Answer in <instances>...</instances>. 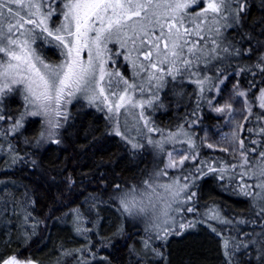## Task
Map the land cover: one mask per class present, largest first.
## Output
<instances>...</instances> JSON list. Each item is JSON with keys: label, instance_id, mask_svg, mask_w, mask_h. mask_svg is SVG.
Here are the masks:
<instances>
[{"label": "snow or ice", "instance_id": "snow-or-ice-1", "mask_svg": "<svg viewBox=\"0 0 264 264\" xmlns=\"http://www.w3.org/2000/svg\"><path fill=\"white\" fill-rule=\"evenodd\" d=\"M55 3L56 0H47L48 10L43 12L45 0L39 2L38 0H27V2L0 0V54H3L0 56V97L13 91V85H20L28 109L26 113L21 114L20 120L13 122V130L21 126L24 115L46 117L49 127H58L55 118L64 115L63 106L77 93L84 95L89 103L97 101L104 103L107 107V119L115 120L118 124L121 116H136L131 109H143L145 105L151 107L154 101L159 100L158 93L163 87L165 75L172 77L173 80L180 77L181 81L186 76L190 82L196 83L203 93L209 80L202 74L198 65L207 64L216 58L219 52L229 55L233 52L237 55L242 54L241 50L234 49L231 45L225 46L223 39L218 37L221 36V27H233L241 22V13L245 11L246 0H207V7L202 12H197L195 16H191L186 10L197 4L198 0H67L64 3L66 11L63 12L66 22L53 30L47 26L46 21L54 14L55 9L52 5ZM5 24H7L6 30ZM27 25L34 27H26ZM36 28H39L41 33H47L48 37L58 41L59 45L67 50L64 53L63 63L55 66L45 63L32 49L31 44L36 39L32 34ZM110 43L118 44L123 51L109 48ZM85 49L88 56L87 59H82L80 54ZM5 56L8 58L7 61L3 59ZM118 56H123L131 64L137 76L142 72L146 74L149 88L155 87L150 97L134 99L132 93L137 90L141 96H144V84L129 83L119 71L108 70L106 65L109 57L113 64H116ZM255 67L264 78V55L259 57ZM256 74V71H253V75ZM117 77L118 79H115ZM144 79L145 77H141V80ZM217 81L223 84V79L219 76ZM120 84L125 87L119 88ZM238 84L239 82L234 85L235 94L245 97L246 93L239 90ZM256 86L255 80L249 82L250 88ZM212 87L217 85L212 84L207 90L211 91ZM223 90L217 87L218 93H222ZM205 98L209 107L218 114L233 110L229 102L217 106L213 103L212 97L201 96V99ZM260 100V107L264 108V88L260 89ZM245 104L247 111L251 113V107L247 102ZM159 106L162 107V103ZM243 118L247 119L246 116ZM6 119L11 117L0 113V121ZM139 121H143L148 133L159 132L163 135L162 130L152 126L144 111H140L137 123ZM191 123L195 124L196 121ZM240 127L243 126L238 125V128ZM261 131L264 132V129ZM137 132L142 138L144 137V133L139 128ZM114 134L124 138L119 126L114 128ZM133 139L129 137L130 142ZM237 139L240 140L241 160L232 167L243 169L240 173L241 178L247 176L249 180H253L251 184L245 182L242 186H238V190L252 199V207L255 209L252 219H241L239 223L252 227L250 231H240L239 235L229 237H223L222 232L213 225L209 224V227L223 239V249L228 264H235L234 258L237 252H242L247 257L248 264H251L253 256L256 264H264V152H259L262 158L249 167V149L245 146V140L233 134L230 140L226 139L225 142L233 143ZM169 141L186 143L191 151L174 148L168 152V162L164 168L157 170L144 181L145 188L140 191L143 199H137L135 188L119 197L123 211L133 215L137 210L141 214L145 212L144 201L151 203L152 208L155 209L153 195H156L157 201L164 199L160 217L168 227L157 233V238L161 240H166L169 235H179L195 226L192 221L177 222L176 216L182 212L194 211L192 206L184 207L196 196V192L189 190L190 185L196 179L217 172V168L198 160L195 155L197 150L194 147L193 135L182 128L180 131L170 132L165 141L148 138V144L158 153L164 151L163 144ZM251 143L255 144L257 141L252 140ZM141 146V142L132 143L133 148ZM207 146L218 147L213 143H208ZM221 150L238 151L234 147ZM186 161L194 162L191 168H187L189 176L185 179L189 181L188 183L181 184L176 180H172L171 183L159 182L160 178L167 174V169L186 168ZM224 171L219 169L221 180L224 179ZM157 188L163 189L170 199L157 193ZM170 214L175 215L170 216ZM208 219L224 224L234 223L222 219L215 210H212ZM170 220L176 225L175 231L169 224ZM0 264H18V261L15 257H11L0 261Z\"/></svg>", "mask_w": 264, "mask_h": 264}, {"label": "trees", "instance_id": "trees-1", "mask_svg": "<svg viewBox=\"0 0 264 264\" xmlns=\"http://www.w3.org/2000/svg\"><path fill=\"white\" fill-rule=\"evenodd\" d=\"M241 16L238 26L228 31L227 39L234 49L241 50L242 54H233L244 68L245 64L252 62L257 65L264 53V0H246ZM54 53L47 51L45 55L54 60ZM253 71L257 72L255 76ZM245 72L241 75V82L255 80L257 86L250 88L254 92L264 88V78L258 69H250L248 74ZM176 81L182 84L176 85ZM194 96L188 80L182 82L180 77L168 80L161 92L163 109L156 114L155 124L165 129L182 122L185 124L192 109L203 117L204 122L211 124V116L202 112L203 107L196 103ZM14 104V111H5L6 117L15 118L14 115L19 113V100L13 98L11 105ZM79 106H71L59 145L39 150L33 147L32 132L38 129L35 120L27 121L16 136L6 139L9 151L4 147V161L0 160V222L6 226L13 242L0 250V261L16 256L43 264L48 252L52 254L66 247L70 251L78 248L81 256L88 258L83 253H88L90 248L81 252L79 240L89 243L93 240L94 264H228L225 252L222 257L216 244V238L221 236L217 237L209 227L214 224L205 223L203 219L195 218V226L184 230L180 239L173 235L175 238H170L166 244H150L152 250L149 249L154 252L152 257L139 250L137 238L142 235L132 233L126 225L117 210L115 197L120 190L144 182L156 166H151L153 161L149 154L133 151L113 136L106 121L98 114L86 108L80 110ZM202 162L206 160L203 158ZM181 174L189 173L183 171ZM220 175L217 168V172L196 180L195 187L190 189L196 192L192 200L194 210L202 214L215 210L222 219L233 222L252 219L255 209L250 197L224 190V179L221 180ZM231 182L227 181V184L233 185L235 181ZM90 211L94 212L84 215ZM74 213L82 216L78 220L75 218L78 222L73 226H62ZM193 214L188 215L189 221H192ZM79 222L83 225L77 228ZM104 222L108 224L104 225ZM226 226L228 230L234 226L238 234L250 231L252 227L242 223L240 227L235 223L214 227L225 237ZM59 227L61 231L56 230ZM230 234H233L231 230ZM96 260L102 261L96 263ZM234 260L235 264H248L242 252H237ZM91 261L84 264H93ZM251 264H256L255 256Z\"/></svg>", "mask_w": 264, "mask_h": 264}, {"label": "rangeland", "instance_id": "rangeland-1", "mask_svg": "<svg viewBox=\"0 0 264 264\" xmlns=\"http://www.w3.org/2000/svg\"><path fill=\"white\" fill-rule=\"evenodd\" d=\"M58 1L59 3H55L52 5V7L55 9L54 14L50 16L48 20L46 21L47 26L53 30H55L56 28H59L62 24L66 22L63 12L66 11L64 7V3L67 2V0H63V2L62 0H58ZM25 2H27V0H25ZM206 7H207V0H198L197 4L193 5L192 8H189L186 11L189 12L191 16H195L197 12H202ZM47 10H48L47 0H45L44 8L42 9V11L47 12ZM5 14L7 15L6 10H5ZM237 26L238 24H236L233 27H228V28L221 27L220 29L221 36L218 37V39H223L225 46L231 45L232 48H234L231 41L227 39V33L230 29H235ZM4 27L6 30L7 24H5ZM26 27H34V25H27ZM32 35H34L36 39H35V42L31 44V47L36 52V54L39 55L41 59L45 61V63L55 66V65H58L64 62L65 60L64 53L67 50L63 49V46L59 45L58 41L52 39L51 37H48L47 33H41L39 28H36ZM90 35L92 34L90 33ZM69 39L71 38L69 37ZM108 47L115 49L116 51H123L122 49L119 48V45L116 43H110ZM47 51L55 52L54 60L47 58L48 56L45 55V52ZM80 55L82 59H87V56H88L87 50L85 49ZM0 56H3V54H0ZM3 59L7 61L8 58L5 56L3 57ZM141 59L143 58L141 57ZM254 61H256V59ZM237 62H238V59L234 58V54L229 55L228 53L219 52L216 58L212 59L207 64L201 63L200 65H198L199 69L200 68L203 69L202 74L208 78L209 83L205 85L206 90L203 93H201L198 85L196 83L191 82L193 91L195 93L194 99L196 97L195 99L196 103L197 104L200 103L201 104L200 106L203 107L202 112L207 113L211 116L212 118L211 124L204 122L203 117L200 114H197L198 112H195L196 110L192 109L191 114L185 119L186 120L185 124L184 122H182L181 124L173 126V128L171 129H165L155 124L156 114L162 111L163 109V106L162 107L159 106L162 103L161 102V92L163 91L166 85V82L168 80H173L172 77L167 76V75H165L163 87L160 88L159 93H158L159 100L154 101L151 107H148L147 105H145L143 109L141 108L131 109L132 112L136 113V116L135 117H133L132 115L121 116L118 124L115 120L109 121V119H107V116H108L107 107L104 103H102L101 101H97L95 103H89L88 99L84 95L77 93L76 96L69 98L70 100L69 103L63 106L62 112L64 113V115L55 118L58 123V127H55V128L49 127L47 124L46 117L24 115L23 119L21 120V126L13 130L12 129L13 122L15 120H20L21 114L26 113L28 111V109L26 108V102L24 99V93L22 90V86L13 85L12 86L13 91L8 92L4 96L0 97V113L4 115L5 111L7 112L14 111V108H16V106L15 104L11 105L13 98L19 100L20 110H19V113L14 115L15 118L11 117V119L0 121V160L2 159V161H4L3 158L5 157V153H4L3 148L5 147V150L7 152L9 151L8 149L9 143H7L6 139L7 138L10 139L13 135L16 136L17 133L20 131V129L25 127L26 122L29 120H35L38 126V129L32 132L33 142H31V144H33L34 148L39 150V149H44L47 146L59 145L61 142V138H60L61 130L64 128V126L66 125L70 117V108L72 105L78 104L80 105L79 106L80 110H82L83 108L90 109L92 112H95L102 119H104L106 123L108 124L112 135L117 137L124 145H127L129 149L136 151V152H139V151L144 152L150 155L153 161L151 166L154 165L156 166V168L153 169L149 178L152 176L153 173H155L159 169H163L164 165L167 164L168 152H171L174 148L175 149H186L189 151H191V149H189L186 143H174V142L169 141L163 144L164 151L158 153L157 150L153 149V147L150 144H148V138L151 137L154 140L165 141L167 140L168 134L170 132L174 133V132L180 131L182 128L184 131H188L192 133L193 140H194V147L197 150L195 152V155L197 156L199 161H202L204 158L206 160V163L209 166L213 168H219V169L225 170L223 172V177H224L223 189L231 190L233 193L235 192V195H242L238 190V186H242L245 182L251 184L253 183V180H249L247 176L241 178L240 173L243 171V169L239 167L237 168L232 167V165L237 164V162L241 160V155H240V150H239L240 140L237 139L233 143H226L225 141L226 139L230 140L233 134H236L239 138H243L245 140V146L249 149L248 166L251 167L253 163L259 161L262 158L259 155V152H264V132L261 131V129H264V108L260 107V103H261L260 89L258 91L255 90L254 92V89H250V87L247 88V85H249L248 81H246L245 84L241 82V78H242L241 75L242 73H244V71H241V70L245 68L249 70L250 69L255 70L256 68L255 63L252 62L248 65L245 64V67L242 68L241 64ZM145 63L147 62L145 61ZM217 64H219L220 66H217ZM106 67L110 71H119L121 75H123L125 79L129 81V83L135 82V83L144 84V87H145L144 96H141L140 92L137 90L132 93L134 99L135 98L143 99L145 96L150 97L151 93L155 91V87L149 88V85L146 80V74L142 72L140 73V76H137L136 73L133 71L131 64L127 62L123 56L116 57V64H113L111 57H109L108 64L106 65ZM182 67L183 66H181V68ZM249 70L246 71L247 73L245 72V74H248ZM218 76L223 79V84H220L217 81ZM141 77H145V79L141 80ZM115 79H118V77ZM193 79H195V77ZM187 80L188 78L186 76L182 78V82H187ZM188 82L190 81L188 80ZM237 82H239L238 84L239 90L244 91L246 93L245 97H240L235 94L234 85H237ZM113 83H115V80H113ZM181 84L182 83L180 82L176 83V85H181ZM212 84L217 85V87L219 88H223L224 89L223 92L218 93L217 87H212L211 91H208L207 90L208 87ZM123 87H125L123 84L119 85V88H123ZM202 95L204 97H212L213 103L217 104V106H221L225 102H229L231 103L233 110L231 112H228L226 110L224 113L218 114L209 107L208 101L206 98L201 99ZM102 99L103 98H101V100ZM245 102H247V105L251 107V113L247 111ZM123 111L124 110L122 109L121 112L123 113ZM140 111L145 112V115L148 116V119L150 123L152 124V126L162 130L163 135H161L159 132L148 133L147 129L144 126L143 121H139L137 123V121L139 120ZM245 116L247 117V119L243 118ZM191 121H196V123L192 124ZM238 125H242L243 127L238 128ZM117 126L121 128L122 133L124 134V138L114 134V128H116ZM137 128H139L144 133L143 138L137 132ZM129 137H132L134 139L131 140L130 142ZM181 139H184V138L181 137ZM252 140L257 141V143L255 144L251 143ZM134 142H141L142 146L139 148H133L132 143ZM208 143L216 144L218 145V147L209 148L207 146ZM233 147L236 148L238 151L231 152V151L221 150V149H231ZM252 149H257V151H251ZM202 156H205V157H202ZM208 159H213L214 161H209L208 163ZM215 161H216V164H215ZM192 163L194 162L186 161L185 162L186 168L184 169H181V168L167 169V174L161 177L159 182L160 183H171L172 180H176L178 183H181V184L188 183L189 181L186 180L185 177L189 176V174L182 175L181 172L187 171V168H191ZM205 171H207V168H205ZM196 180L190 185V189L192 187H195ZM232 180L235 181L233 185L229 183L227 184V181L232 183L231 182ZM133 188L137 189V192L135 193L137 199H143L140 196V191L144 190L145 188L144 182H142L137 187H131L125 190L124 189L120 190L116 194V197H115L116 207H117V210L119 211V215L122 216V219L125 220L126 225H128L130 229L133 231L132 233L137 234L139 236L142 235L139 238H137L138 243L136 245L138 246L139 250H143L144 252L142 253H145V255H147L148 257H152L154 252H151L152 246L150 244L165 243V242L167 243L170 238H175V237L173 235H169L166 240H161L157 238V233L161 232V229H166L168 225L164 224L163 218L152 219L155 215L156 208L153 209L151 206V203L144 201L146 210L142 214L139 213L138 210L135 212L134 215L123 211V209L120 207L119 197L123 196L124 192H129ZM157 193H159L162 197L166 199H170V197H168V194L164 193L163 189L157 188ZM249 199L252 202V199L251 198ZM152 201H157L156 195H153ZM159 205L160 207L164 206V199L159 200ZM188 206H192L194 208L193 201L189 202V204L184 205V207H188ZM92 212L94 211H90L84 215H88ZM191 214H193L192 222L195 218L203 219V220L209 221L210 223L214 224V226H217L218 228H221V224H224L214 219L209 220L208 216L209 214H211V212H207V213L204 212L202 214V213L196 212L195 210L193 212L180 213L178 216H176V220L177 222H183L184 220L189 221L187 218H188V215H191ZM171 215H175V214H170V216ZM219 216L221 217V215ZM81 217L82 216L80 213L78 214L74 213L70 217H68L66 224H63L62 226L64 225L67 226L68 224L73 226V224L77 223L78 222L77 220ZM75 218H77V220ZM239 221L240 220L234 221V223L240 227L241 223H239ZM92 222H94V220ZM95 223L96 222H94V225ZM105 224H108V223L104 222V225ZM169 224L173 228V231H175L176 225L172 224L171 220L169 221ZM82 225L83 224L80 223V225L78 226H82ZM228 229L229 227L226 226L225 227L226 236L227 235H230V236L239 235L238 233L235 232L237 231V229H235L234 226H230V230L232 231L233 234H230V230ZM56 230L61 231V227H59V229H56ZM103 230L105 231V228ZM7 231L8 230H6V226L0 222V250H2L3 248H7L13 242V239L10 238V233ZM181 234L175 235V236H177V238L180 239ZM216 236L218 237V235ZM92 241L93 240H91V243H89L87 241L85 242L84 240H79V244L81 245L80 246L81 252L85 251L86 248H90V250L88 249L89 251L87 250L88 253H86V251L85 253H83L87 255L88 258H84L83 256H81L82 253H79L78 248H75L73 251H70V248L66 247L63 249L60 248L58 249V251H55L54 253L52 252V254L51 252H48L47 256H44L45 258L43 260L44 261L43 264H78V263L84 264V263H88L90 260H92L90 263L94 264V253L92 252V248L94 249L95 246H94V241L93 242ZM146 242H147V246H146ZM216 242H217L216 244H217L218 250L219 252H221L220 254H223L222 257H224L223 239L216 238ZM72 246H75V245H72ZM11 257H15L16 260L18 261V264H42L41 262H38V261L22 260V259L17 258L16 256H11ZM11 257H8V258H11ZM8 258H5V259H8ZM51 259H55V261ZM101 261L102 260H96V263H99Z\"/></svg>", "mask_w": 264, "mask_h": 264}, {"label": "clouds", "instance_id": "clouds-1", "mask_svg": "<svg viewBox=\"0 0 264 264\" xmlns=\"http://www.w3.org/2000/svg\"><path fill=\"white\" fill-rule=\"evenodd\" d=\"M153 203H156L157 207H156L155 215L152 219H159V218H161L160 213L162 211V207H160L159 201H153Z\"/></svg>", "mask_w": 264, "mask_h": 264}, {"label": "bare ground", "instance_id": "bare-ground-1", "mask_svg": "<svg viewBox=\"0 0 264 264\" xmlns=\"http://www.w3.org/2000/svg\"><path fill=\"white\" fill-rule=\"evenodd\" d=\"M256 63V62H255ZM78 217V216H77ZM81 259H82V257H81Z\"/></svg>", "mask_w": 264, "mask_h": 264}, {"label": "flooded vegetation", "instance_id": "flooded-vegetation-1", "mask_svg": "<svg viewBox=\"0 0 264 264\" xmlns=\"http://www.w3.org/2000/svg\"><path fill=\"white\" fill-rule=\"evenodd\" d=\"M93 249V248H92ZM94 250V249H93Z\"/></svg>", "mask_w": 264, "mask_h": 264}]
</instances>
